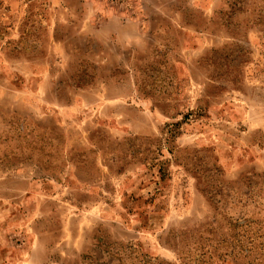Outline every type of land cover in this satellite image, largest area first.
<instances>
[{
    "label": "rangeland",
    "instance_id": "rangeland-1",
    "mask_svg": "<svg viewBox=\"0 0 264 264\" xmlns=\"http://www.w3.org/2000/svg\"><path fill=\"white\" fill-rule=\"evenodd\" d=\"M228 1L0 0V264H102L129 243L251 260L223 255L234 231L201 190L264 187V20L228 30ZM82 64L97 75L77 86Z\"/></svg>",
    "mask_w": 264,
    "mask_h": 264
},
{
    "label": "trees",
    "instance_id": "trees-1",
    "mask_svg": "<svg viewBox=\"0 0 264 264\" xmlns=\"http://www.w3.org/2000/svg\"><path fill=\"white\" fill-rule=\"evenodd\" d=\"M259 1L262 4L254 5L256 0L228 1L227 9L223 11L226 16L222 22L224 27L239 34L241 23L234 21L233 15L250 8L255 14V21L264 20V0ZM239 50L241 48L238 44L231 48V51L236 52ZM245 55L246 52L240 51V56ZM96 75V69L93 65L82 64L74 71L73 78L77 86H83L91 83ZM138 86L144 93H147L148 89L157 95L162 93V89L158 88V84L149 85L145 79L139 78ZM172 134L175 135L174 132ZM173 150L174 148H171V152ZM197 154L199 152L195 151L190 159L196 157ZM191 160L195 161V158ZM194 166H196L193 167L195 168L194 170H192V166L191 168L189 167V170L196 173L199 180L204 177V173L209 169L205 163L196 162ZM219 171V165L213 168L214 174ZM217 181L213 183L214 185H210L208 180L204 181V186L201 187V190L205 192L217 213L227 220L228 228L234 231L233 235L230 236V240L228 238L220 240L218 248L223 250V255L226 257H229L234 250H237L234 258L242 255L243 259H251L247 264H264V187L247 181L245 183L246 191H243L239 197H235L232 194L235 193L233 190H225L222 183ZM106 248L104 263L102 264H173L143 252L132 243L120 246L107 245ZM250 255H254V258H247Z\"/></svg>",
    "mask_w": 264,
    "mask_h": 264
}]
</instances>
